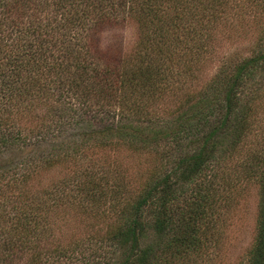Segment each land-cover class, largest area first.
Here are the masks:
<instances>
[{"label":"trees","instance_id":"obj_1","mask_svg":"<svg viewBox=\"0 0 264 264\" xmlns=\"http://www.w3.org/2000/svg\"><path fill=\"white\" fill-rule=\"evenodd\" d=\"M249 17L252 53L199 85ZM128 20L131 50H103L102 29ZM263 98L264 0H0V264H198L229 191L214 166L259 133ZM120 148L157 159L137 189L101 158ZM250 155L261 198L246 264H264V151ZM55 166L67 172L42 185ZM72 211L91 220L89 245L64 242Z\"/></svg>","mask_w":264,"mask_h":264},{"label":"rangeland","instance_id":"obj_2","mask_svg":"<svg viewBox=\"0 0 264 264\" xmlns=\"http://www.w3.org/2000/svg\"><path fill=\"white\" fill-rule=\"evenodd\" d=\"M236 22V21H234ZM223 34L218 43L217 56L212 63L205 66L201 73L199 85L205 83L215 72L218 60H237L252 53L259 35L258 20L249 17L242 23L237 22ZM232 25V24H231ZM138 35L137 24L133 20L109 25L99 34L100 47L105 51L128 53ZM256 105L259 115L258 133L251 137L241 150L225 159L219 166H214L220 179H226L228 191L221 194L214 217L213 245L206 248L198 264H246L249 251L255 240L258 209L261 198V183L254 175H249L247 166L251 152L255 149L264 151V98ZM254 141L256 145L252 142ZM257 141L259 142L257 144ZM261 146L262 148L258 147ZM263 153V152H262ZM102 160L116 161L126 170L132 189H137L145 181L157 159L151 152H136L126 148L106 151ZM261 164V163H257ZM67 172L62 166H55L40 175V183L45 185ZM230 185V188L228 186ZM223 196V197H222ZM64 228V242L79 240L89 245V239L96 235L91 229V220L74 211L67 215ZM81 264H85L80 262Z\"/></svg>","mask_w":264,"mask_h":264}]
</instances>
